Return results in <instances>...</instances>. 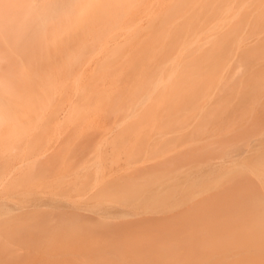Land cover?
<instances>
[{"label": "bare ground", "instance_id": "1", "mask_svg": "<svg viewBox=\"0 0 264 264\" xmlns=\"http://www.w3.org/2000/svg\"><path fill=\"white\" fill-rule=\"evenodd\" d=\"M243 21L246 28L263 26L264 0H0V169H21L24 177L30 173L33 123L45 121V75L51 42L73 41L75 48L68 54L73 67H69L70 76L78 77V83L89 73L87 82L78 83L86 96L108 88L109 104H118L111 110L118 114L123 108L127 110L122 118L141 107L146 113L140 122L143 118L159 120L161 111L149 112L159 100L155 107L167 110L168 121L188 108L190 114L183 119L187 117L186 123L194 124L235 86L233 78L243 67L245 50L258 44L257 50L264 48V33L244 39L243 31L238 30ZM198 25L204 27L196 32ZM233 30L238 32L231 38V54L211 85L197 97L181 93L182 83L189 81V75L202 73L209 55L217 44L228 41ZM103 76L111 83L103 82ZM255 83L256 93L247 111L230 130L211 140L212 145L236 146L231 152L205 157L208 164H217L219 171L206 195L171 214L135 216L109 226L99 223L109 213L96 212L89 217L74 207L69 215L81 223L77 231L64 237L63 246L49 244L57 257L47 252L40 263L264 264V64L256 76L250 73L243 79L238 90L250 91ZM97 84L102 88H93ZM84 96H79L81 102L76 98L80 113L86 108L83 105L88 96ZM76 99L71 103L74 108ZM114 99L118 101L114 103ZM147 101L151 105L144 107ZM221 105L226 104L221 100ZM10 180L0 177L3 185ZM153 186L143 185L139 193L143 197L154 188L165 190L161 198L170 201L180 183L173 190ZM32 212H22L32 225L47 222ZM69 215L55 216L54 220ZM36 227L37 231L31 229L27 236L39 238L49 231Z\"/></svg>", "mask_w": 264, "mask_h": 264}, {"label": "rangeland", "instance_id": "2", "mask_svg": "<svg viewBox=\"0 0 264 264\" xmlns=\"http://www.w3.org/2000/svg\"><path fill=\"white\" fill-rule=\"evenodd\" d=\"M196 27L197 32L204 26ZM238 27L239 32L243 31L246 40L264 33V25L256 24L246 28L243 21ZM236 33L234 30L229 32L228 41L222 45L217 44L205 67H202V73L189 75V81L182 83L181 93H185L187 97L189 93L191 97H197L206 91L213 77L220 71L219 68L228 61L233 44L231 38H234ZM259 46L261 45L258 44L257 47ZM48 47L50 58L45 75L48 79L46 114L44 113L45 121L33 123L30 173L24 177L25 172L21 169H15L16 172H10L13 169H0V177L11 179L9 182L12 183H0V264H41L40 261L47 252H51L54 254L53 258H56V252L49 249L51 246L48 245L63 246L67 240L64 237H72V233H75L81 224L75 219L72 220L69 215L74 207L80 208L81 212L89 217L96 212L109 213L107 218H104L106 220L99 222L109 226L114 221L130 220L135 216L149 218L153 215L171 214L183 208L190 200L206 195L216 181L219 171L215 169L217 164H208L205 157L213 152H231L236 146L230 143L212 145L211 140H215L219 132L230 130L237 119L247 111L255 96L257 85L255 83L256 86H252L250 91L243 92L238 90L240 82L250 73L256 76L264 64L263 47L262 50H257V47L246 49L243 67L238 76L233 78L232 84L235 86L228 88L222 94L223 99H220L219 104L194 124H187V117L183 119L190 114L188 108L182 113L178 112V116L172 111L178 119L173 121L174 116L168 121L167 110H157L155 107L160 103L159 100L155 101L153 110H146H151V113L161 111L158 116L161 118L154 121L143 118L140 122L139 119L146 113L141 107L134 108L135 113L125 118L122 116L126 109H121L119 114L112 111L118 104L113 107V104H109L111 95L107 93V87V90L93 94V97L92 92L87 93L89 99L86 98L78 83L87 82L89 73L83 75L82 82L78 83V77L70 76L71 61L68 54H72L75 48L73 41L65 42L59 39L51 42ZM101 80L111 83L105 77ZM93 84L96 83L93 81ZM100 85L97 84L93 88L101 89ZM79 96L89 100L87 102L85 99L87 105H83L88 111L85 113V109L81 108L86 114L83 119V113L78 111V101L82 100ZM74 99L77 100L76 111L71 104ZM118 100L113 101L115 103ZM221 100L226 104L225 107L221 105ZM150 103L147 101L144 107ZM76 112L80 113L79 117ZM113 113L118 116L115 118ZM180 151L182 156L179 155ZM175 182L180 183V188L176 189L175 197L170 201L162 199V195L167 193L165 190L154 188L149 194L146 193L144 198L139 193L140 187L148 184L162 185L161 188L173 190ZM123 196L131 197L125 202L122 200ZM25 210H32L33 214L44 216L47 222L32 225L22 214ZM62 214L69 216L67 219L64 217L54 220L55 216ZM36 226L49 231L41 234L39 238L27 236L31 229L37 231ZM144 230L146 233V229ZM119 234L117 238L121 236V233Z\"/></svg>", "mask_w": 264, "mask_h": 264}]
</instances>
